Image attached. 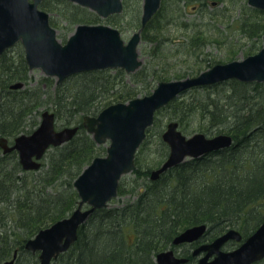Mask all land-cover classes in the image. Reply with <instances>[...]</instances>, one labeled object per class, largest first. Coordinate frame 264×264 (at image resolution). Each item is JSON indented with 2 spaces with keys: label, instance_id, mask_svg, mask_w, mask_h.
I'll return each instance as SVG.
<instances>
[{
  "label": "trees",
  "instance_id": "obj_1",
  "mask_svg": "<svg viewBox=\"0 0 264 264\" xmlns=\"http://www.w3.org/2000/svg\"><path fill=\"white\" fill-rule=\"evenodd\" d=\"M123 1L126 10L132 3ZM139 1L134 0L136 13L132 19L137 27L141 26ZM208 1L188 0L202 6H207ZM61 4L64 7H59ZM40 7L57 11L67 26L100 19L88 8L68 0H43ZM255 12L264 14L260 9ZM159 15L160 10L143 29V39L157 38L158 34L151 37L148 33L157 29L153 21ZM110 17L121 22L126 15L124 12ZM50 22L55 26L53 18ZM250 27L249 36H259L262 31L264 34L261 21H254ZM198 35L192 37L190 49L204 46L206 40L203 37L200 41ZM194 40H199L197 45ZM11 52L8 49L0 55V138L13 142L17 135L32 132L40 123V108L48 102L53 103L57 120H66L65 126L79 125L70 141L48 150L37 170H25L16 150L4 153L0 147V264L15 254L14 264H38L39 253L25 248L27 240L77 208L80 197L75 179L96 156L106 153V148L98 145L84 127V116L96 115L113 102H126L142 92H151L128 84L122 68L115 74L111 69L75 74L57 84L52 92L54 77L43 76L42 81L29 85L32 77L25 53ZM138 72L131 73L134 81L144 80L148 88L149 74L136 75ZM155 77L158 83L168 80ZM73 79H77L76 83L70 84ZM17 81H24L26 87L11 88ZM161 117L178 121L182 131H199L208 136L231 134L234 143L188 159L151 180L152 166H144L146 152L157 144L155 150L160 152V158L153 166L161 164L169 154L162 139V125L158 124L157 132L154 130ZM135 163L133 189L139 192L137 198L121 207L97 209L80 227L75 243L53 264H157V254L173 248L174 238L184 227L202 223L209 227L206 240L230 228L240 230L244 237L251 235L264 221V82L229 79L184 92L156 112ZM122 183L123 180L118 194L123 193Z\"/></svg>",
  "mask_w": 264,
  "mask_h": 264
},
{
  "label": "water",
  "instance_id": "obj_2",
  "mask_svg": "<svg viewBox=\"0 0 264 264\" xmlns=\"http://www.w3.org/2000/svg\"><path fill=\"white\" fill-rule=\"evenodd\" d=\"M43 0H0V55L18 42L22 43L26 62L31 70L41 69L47 76L61 82L68 77L93 70L122 68L135 72L142 65L138 46L142 30L159 11L162 0H144L141 27L125 41L121 31L108 24H78L76 30L62 43L50 23V14L40 8ZM95 11L100 17L123 11L122 0H69ZM248 3L264 10V0H248ZM229 79L244 82H264V35L261 49L242 60L216 63L195 76L160 81L151 94L135 97L127 102H116L102 109L97 115H85L83 125L97 144L109 140L104 156H96L75 179L74 186L80 200L77 208L51 226L41 229L26 242V249L39 251V264H52L78 239L80 227L97 210L106 207L118 195L121 178L136 169L135 157L147 136V130L155 122L156 112L193 87L213 85ZM24 86L19 81L11 88ZM79 125L56 127V114L49 109L41 113L39 126L31 133L19 134L14 143L0 138L4 152L18 151L25 170L39 169L47 151L70 141L78 132ZM169 147L163 163L150 173L157 180L169 169L191 158H199L232 146L231 134L208 136L195 132L187 136L179 122L169 121L162 133ZM207 230L202 224L178 234L175 244L199 239ZM241 241L242 233L228 229L214 240L201 245L196 253L205 254L197 264H252L264 258V221L232 250L224 249L229 240ZM10 260L6 264H13ZM185 258L174 251L164 250L157 254L158 264H180Z\"/></svg>",
  "mask_w": 264,
  "mask_h": 264
},
{
  "label": "rangeland",
  "instance_id": "obj_3",
  "mask_svg": "<svg viewBox=\"0 0 264 264\" xmlns=\"http://www.w3.org/2000/svg\"><path fill=\"white\" fill-rule=\"evenodd\" d=\"M128 1L132 4L130 7L128 6L126 10L124 6L126 18L121 22H118L117 17L112 20H109L111 17H100V19L95 22L96 24H109L118 28L125 41H128L133 32L139 28L134 20H132L136 13V4L134 5V0ZM139 2V13L142 15L144 0H140ZM137 5L139 6V3H137ZM59 7H64V5L61 4ZM255 9V7L248 3V0H209L207 6H205V4L202 6L199 3L195 4L194 2H188V0H162L159 9L160 15L153 21L155 23L154 27L157 29H151L148 33L151 37L155 33L158 34L157 38H154L153 40L142 38L138 46L142 65L138 69L140 73L138 72L139 74L136 75L144 76V74H149L148 82L151 81V84H149L148 88H145L144 80L136 82L131 74L128 73L126 74L127 83L138 86L139 89H147V91L150 90V92H152L158 84L157 77H155L157 75L158 77H163L168 80L195 76L217 62L226 63L231 60H242L248 55L258 52L263 44V36L260 37V35L263 34V31L259 36H249L252 29L250 26L251 23L257 20L261 21V24L264 25V14H257ZM48 12L50 18H53L55 23L54 27L57 31V37L62 43H66L71 34L75 32L77 25H68L70 26L68 27L66 22L60 20L57 11L48 10ZM89 12L93 11L89 10ZM81 23H87V21ZM198 31L200 32V35H198ZM197 35L201 36L199 39L200 41H202L204 37L206 42H204L203 47L199 46L190 49L189 43L192 37H196ZM199 40H194V45H197ZM10 49L12 51L11 53H14L15 55L24 52V47L20 42ZM110 71L112 74L116 73V69H111ZM29 75L32 77L29 85H34L37 82L42 81L41 78L46 76L40 69H29ZM137 78H139V76ZM76 81L77 79H73L69 83L74 84ZM59 83L60 82L55 78L53 87H51L50 90L52 92L55 91V88ZM24 87H26L25 82L24 86L19 88L23 89ZM42 87L48 88L45 85H42ZM72 87L73 85H70V88ZM144 94L145 92H142L139 96H143ZM47 104V106L41 107L40 110L43 111L45 107H48L50 111L55 112L53 103L48 102ZM168 122V119L165 117L159 118L154 130L157 132L161 125L162 129L165 130ZM65 123V119L57 120V127H64ZM158 124H160V126ZM195 125V123L194 125L192 124V129H194ZM183 133L187 136L194 134L191 133V130L188 132L183 131ZM108 145L109 140L101 147L105 149ZM156 146V143L152 144L151 149H149L144 156V159L146 160L144 166L150 165L152 166V169L159 167L163 163L153 166L154 162L160 158L158 155L160 152L155 150L157 148ZM136 176L137 174L132 171L122 177L123 193L114 197L109 202L108 206L121 207L128 200L131 201L137 198L139 192L136 193L135 189H133ZM138 182H142V180H139ZM230 246L232 247L227 245L226 249L230 250L233 248V245ZM7 262H9V260L4 264Z\"/></svg>",
  "mask_w": 264,
  "mask_h": 264
},
{
  "label": "flooded vegetation",
  "instance_id": "obj_4",
  "mask_svg": "<svg viewBox=\"0 0 264 264\" xmlns=\"http://www.w3.org/2000/svg\"><path fill=\"white\" fill-rule=\"evenodd\" d=\"M9 144L11 145L12 142L11 141H8ZM206 235H207V230L206 232L204 233V235L200 236L199 239H196V240H193V241H188V242H182L180 244H175L173 242V244L175 245L173 248L170 247V248H167V249H171L174 251V254L177 256V257H180V258H185L186 261L180 263V264H197L199 259L205 254V252L201 251L199 253H196L197 249L203 245L204 243H208V242H211L212 240H214L215 238L211 239V240H206ZM250 236V235H249ZM249 236L247 237H244L243 236V241L248 238ZM218 237V236H217ZM241 240V241H242ZM174 241V240H173ZM241 241H236L234 239H231L228 241L227 244H225L224 246V249H226L227 245L229 247H232L230 245H233V248H231L230 250L232 249H235L237 248L238 246H240V244L242 243ZM229 250V249H227ZM203 254V255H202ZM252 264H264V258L259 260V261H256Z\"/></svg>",
  "mask_w": 264,
  "mask_h": 264
},
{
  "label": "bare ground",
  "instance_id": "obj_5",
  "mask_svg": "<svg viewBox=\"0 0 264 264\" xmlns=\"http://www.w3.org/2000/svg\"><path fill=\"white\" fill-rule=\"evenodd\" d=\"M232 145H233V144H232ZM230 147H231V146H230ZM228 148H229V147H228ZM225 149H226V148H225ZM206 155H207V154H206ZM191 159H193V158H191ZM152 170H153V169H152ZM152 170H151V171H152ZM202 224H206V223H202ZM202 224L186 226V227H184V229H183L182 231H184V230H186V229H188V228H193V227H195V226L202 225ZM206 225H207V224H206ZM208 228H209V227H208V225H207V231H208ZM182 231H181V232H182ZM181 232H180V233H181ZM180 233H179V234H180ZM156 263H157V256H156ZM157 264H158V263H157Z\"/></svg>",
  "mask_w": 264,
  "mask_h": 264
}]
</instances>
